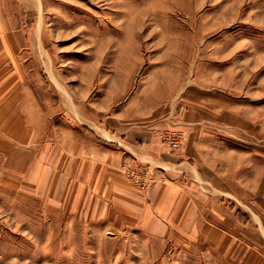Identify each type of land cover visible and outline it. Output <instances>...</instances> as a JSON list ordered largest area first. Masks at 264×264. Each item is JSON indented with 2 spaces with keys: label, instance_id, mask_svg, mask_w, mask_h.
Instances as JSON below:
<instances>
[{
  "label": "rangeland",
  "instance_id": "1",
  "mask_svg": "<svg viewBox=\"0 0 264 264\" xmlns=\"http://www.w3.org/2000/svg\"><path fill=\"white\" fill-rule=\"evenodd\" d=\"M0 41L66 125L158 139L165 162L122 166L135 189L176 180L241 220L206 241L80 218L71 179L45 194L0 140V264H264V0H0Z\"/></svg>",
  "mask_w": 264,
  "mask_h": 264
},
{
  "label": "crops",
  "instance_id": "2",
  "mask_svg": "<svg viewBox=\"0 0 264 264\" xmlns=\"http://www.w3.org/2000/svg\"><path fill=\"white\" fill-rule=\"evenodd\" d=\"M1 46L0 41V50L10 53V43ZM10 57L0 60V140L11 152L9 164H14L17 156H24L19 158L20 164L36 163V169L42 172V190L49 195L56 180V195L61 201L69 194L71 179L72 209L80 214L75 216L86 214L106 223H142L143 227L151 223L157 233L173 226L191 232L198 228L197 234L205 236L206 241L215 238L210 234L213 229L216 236L220 233V223H241L233 207L218 201L209 207L203 201L204 194L199 199L197 191L176 180L158 179L149 194L135 189L124 177L122 166L132 157L152 165L165 162L158 139L142 132L128 137L102 124L81 131L66 125L63 110L55 112L48 98L29 86V78L21 69L26 61ZM3 67L6 70L2 73ZM34 152L38 156L35 161L30 159ZM27 181H33V174Z\"/></svg>",
  "mask_w": 264,
  "mask_h": 264
},
{
  "label": "bare ground",
  "instance_id": "3",
  "mask_svg": "<svg viewBox=\"0 0 264 264\" xmlns=\"http://www.w3.org/2000/svg\"><path fill=\"white\" fill-rule=\"evenodd\" d=\"M42 57H43V56H42ZM43 59H44V58H43ZM46 63H47V62H46ZM47 67H48V70L50 71V69H49V68H50L49 64H47ZM55 82H56L57 84H59V83H58V80H56ZM65 100H66L67 102H69V100H68L67 98H65Z\"/></svg>",
  "mask_w": 264,
  "mask_h": 264
}]
</instances>
